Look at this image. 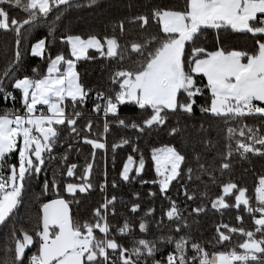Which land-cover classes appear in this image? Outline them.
<instances>
[{
    "label": "snow or ice",
    "instance_id": "obj_1",
    "mask_svg": "<svg viewBox=\"0 0 264 264\" xmlns=\"http://www.w3.org/2000/svg\"><path fill=\"white\" fill-rule=\"evenodd\" d=\"M96 0H88L92 6ZM5 5L8 7L6 8ZM73 6H80L78 0H0V30L15 33V49L12 60L0 70V99L5 102L16 100L15 92H20L21 108L0 111V227L8 223L23 202L25 185L28 179L44 170L46 160L51 158L54 146L58 142L61 126L90 145V160L84 165L82 173L77 175L79 165L71 163L61 175L76 182L63 184V191L75 197L77 192L86 193L93 188L91 176L96 164L97 150H107L106 140L110 132L109 116H117L119 106L131 103L147 113L140 122H127L118 119L121 128H131L143 133L145 129L167 126L169 114L177 112L194 114L197 97L205 92L209 94L207 106H201V112L223 118L226 127V139L234 141L226 145L227 152L222 155L221 171L230 168L229 158L238 153L242 158L251 153L264 156V0H184L182 8L157 6L148 14L135 17V23L145 28L152 19L160 27V35L145 38L143 42L133 41L121 45L115 35L103 37L97 34L87 36L66 34L60 42L68 46V52L53 55L49 47V36L56 31V23ZM20 8L26 18L17 19L10 15L9 8ZM50 16H54L49 20ZM47 22L49 35L30 44V55L42 58L46 62L44 73L36 75H18L22 53L20 47L25 31L31 32ZM124 31V22L118 25ZM205 29H214L251 34L255 43L250 51L217 47L208 50L198 46V36ZM219 43V37L217 38ZM191 46L190 51L187 46ZM94 50L101 57L123 62L126 57L136 54L139 59L133 69L118 68L110 77L114 88L108 91H96L92 111L103 114L102 132H94V121L89 118L83 129L77 127L83 108L91 89H86L76 70L77 62L82 59H94L89 51ZM204 83L201 84L200 78ZM71 105L72 111L68 112ZM246 117H258L260 123L249 125L232 123ZM179 122H177L178 124ZM202 127V126H201ZM179 126L169 129L168 135L181 133ZM210 143V141H205ZM125 145L132 147L122 162L119 179L130 183L142 176L148 160L139 145L131 138L121 137L110 147L113 152ZM69 148L72 146L69 145ZM79 151V149H77ZM16 154V162L8 160ZM63 161H67L65 155ZM149 159L155 174L154 179H140L141 184L157 186L159 194L169 201L164 216L175 224L177 233L188 226L177 201L168 196L173 182L184 177L194 180V169L188 164V156L174 144L151 147ZM192 159L200 172L211 175L209 168L200 163L201 154L193 150ZM104 182L99 185L101 192L107 188V171ZM199 176H195L198 181ZM215 182V181H213ZM119 185L112 181V187ZM221 193L211 201V208L217 211L233 208L238 224L243 225L245 217L239 214L241 206L251 217L252 229L221 223L216 226L214 247L223 246L232 240V234L238 233L243 241L226 250L209 252L200 242L187 235L173 238L160 237L174 245L173 250L161 259H156L159 251L158 240L139 238L133 241L131 248L117 239L132 232L133 224L124 220L116 227L108 216L115 215L117 197H105L103 203L93 210V219H74L70 212V201L60 195L61 185L55 179L45 180L44 190L56 191L57 196L41 205V214L33 229L17 228L13 222L10 228V244L0 257V264H24L26 251L38 244L37 251L29 258V264H264V175H259L254 187V199L247 187L239 186L229 180L222 183ZM187 200L196 199L181 184ZM157 193L149 191V196ZM207 196V193H203ZM139 199V193H134ZM234 197V203L228 198ZM139 203H133L130 211L140 210ZM206 211L205 206H197L192 213ZM154 208H149L145 216H151ZM159 223V222H158ZM141 233L149 230V221L138 222ZM99 233V234H98ZM209 243H212L209 241Z\"/></svg>",
    "mask_w": 264,
    "mask_h": 264
},
{
    "label": "trees",
    "instance_id": "obj_2",
    "mask_svg": "<svg viewBox=\"0 0 264 264\" xmlns=\"http://www.w3.org/2000/svg\"><path fill=\"white\" fill-rule=\"evenodd\" d=\"M80 6H73L64 11L61 19L56 23V31L49 36V47L53 55L58 52L67 54L68 46L60 42V37L66 34H79L87 36L89 34H97L101 37L108 35H115L119 38L121 45L130 44L133 41L143 42L145 38L160 35V27L156 20L152 19L150 23L141 28L139 23L133 22L135 17L139 15L148 14L151 9L157 6H167L171 8H182L184 0H96L92 6L88 5V0H78ZM7 8L8 6L5 5ZM10 15L23 20L26 14L16 7L8 9ZM54 16H50L49 20ZM124 22V31L119 30V23ZM49 29L47 22H42L39 27L33 29L31 32L25 31V38L22 41L20 51L22 53V60L20 67L17 70L18 75L27 74L29 76L36 75L32 72L33 68L38 70V73L45 72L46 62L42 58L33 57L30 53V44L48 36ZM219 37V43L217 38ZM14 38L15 33L12 31L5 32L0 30V70L7 66L12 60L14 53ZM198 46H203L208 50H215L217 47H224L231 50L250 51L254 46V39L251 34L232 32L221 30L217 32L214 29H205L197 38ZM190 51L191 46H187ZM89 56L94 59H82L77 62L76 70L80 75V81L86 89H91L92 93L87 99L83 108L77 106L76 110L83 113L81 119L78 120L77 127L83 129L89 118L94 121V132H102L103 130V116L92 113V108L95 100L96 91H108L115 87L110 81V77L118 68H135V62L139 57L136 54H131L126 57L123 62H118L115 59H107L101 57L98 52L94 50L89 51ZM201 84L205 81L203 77L200 78ZM16 100L12 102L20 106L19 91L15 92ZM209 94L205 92L202 96L197 97L196 105L194 106V114L189 116L184 113L177 112L169 114L167 126L158 128L145 129L143 133H139L135 129H125L117 125L118 119H125L127 122H140L142 117L147 113L139 109L138 106L126 103L119 106L117 116H109L110 132L106 136L109 148L105 150H97L96 164L92 171L91 183L93 188L86 193H79L75 197L68 195L63 191V184L67 182H76L74 179L69 180L61 173L66 171L67 165L76 163L79 165L77 175L82 173L84 165L91 158V146L82 143L75 134L71 133L67 127L61 126L60 138L51 154V158L46 160L44 170L38 174L30 177L25 185L23 195V202L15 216L0 227V257L5 254V248L10 244L9 235L10 228L15 222L17 228L23 227L26 229H33L36 226L37 219L40 215L41 205L53 198H56L55 190L49 188L47 192L44 190L45 180L49 183L55 179L60 183V195L70 201V212L74 219L84 220L93 219V210L103 203L105 197L115 195L117 197L116 203L111 207L115 208V215L111 213L108 216L109 222L113 225V234L116 227L122 225L124 220H129L133 224L132 232L127 236L117 235L120 243L126 247L131 248L133 241L139 238L148 240H158L160 237L172 236L178 238L179 236L187 235L195 242H200L207 247L209 252L226 250L238 243L242 242L244 237L238 233L232 234V240L225 242L223 246L215 245L217 236L216 226L221 223H228L232 226H243L252 229L253 225L251 217L244 212L243 206L239 210V214L245 217L243 225L237 223L235 217L238 214L237 210L223 209L220 211L211 208V201L221 193V185L224 182L232 180L239 186L247 187L249 195L254 199V187L257 177L264 172V156L247 154L242 158L238 153H234L229 158L230 168L221 171L220 164L222 155L227 152L226 145L233 144L234 141L226 139V127L223 118L211 116L201 112V106H207ZM68 112L72 111L69 104ZM5 108V103L0 99V111ZM20 108V107H19ZM177 122H179L177 124ZM240 123H247L255 125L260 123L258 117H246L240 121L232 123L231 126L238 127ZM173 126H179L182 131L179 135L170 136L168 131ZM202 126V127H201ZM264 133V129H262ZM121 137L131 138L137 143L140 149L144 152L148 163L142 176L130 183L120 181L119 172L122 167V162L126 156L132 152L130 145H125L118 148L115 152L111 150V145L118 142ZM210 141V143H205ZM163 144H174L183 153L188 156V164L196 169L194 173V180L188 181L185 176L180 182H173L169 189L168 196L177 201L183 216L188 221L187 227H182V231L177 233L175 231V224L178 221H169L164 216V211L169 207V201L164 199L158 192V188L152 184H141L140 179L151 180L154 179L155 174L152 168V163L149 159L150 148L159 147ZM72 147L69 148L68 146ZM79 149V151H77ZM201 154L200 163H204L211 175L200 172L196 162L192 159L193 150ZM67 155V161H63V157ZM9 163L16 162V154L8 160ZM107 171V188L105 192H101L99 182H104V172ZM195 176H199L198 181ZM116 180L119 185L117 188L112 187V181ZM215 181V182H213ZM181 184H184L189 193H195L196 199L189 201L184 195ZM149 191H154L155 196H149ZM207 196H203V193ZM134 193H139V199L134 196ZM229 203H234V197L228 198ZM133 203H139L141 208L138 212L132 213L130 211ZM197 206H205L206 211L200 214L192 213L191 210ZM149 208H154L155 212L151 216H145ZM141 219L149 221V230L141 233L138 229V222ZM159 222V223H158ZM99 234V233H98ZM211 241L212 243H209ZM174 245L168 244L165 241H159V251L156 254V259H161L166 256L168 252L173 250ZM37 251V245L32 246L26 251L24 264H29L30 256ZM150 264V262H149Z\"/></svg>",
    "mask_w": 264,
    "mask_h": 264
},
{
    "label": "built area",
    "instance_id": "obj_3",
    "mask_svg": "<svg viewBox=\"0 0 264 264\" xmlns=\"http://www.w3.org/2000/svg\"><path fill=\"white\" fill-rule=\"evenodd\" d=\"M2 101L5 103V108H4L3 111H7V110H9L10 108H13V107L19 109V106L16 105V104H13L12 102H5L3 99H2ZM69 107H70V106H68V108H69ZM92 109H93V108H92ZM92 113H93V114H96V113H94L93 111H92ZM99 115L103 116L102 113L99 114ZM262 175H264V172H263ZM101 183H102V182H99V185H100Z\"/></svg>",
    "mask_w": 264,
    "mask_h": 264
},
{
    "label": "water",
    "instance_id": "obj_4",
    "mask_svg": "<svg viewBox=\"0 0 264 264\" xmlns=\"http://www.w3.org/2000/svg\"><path fill=\"white\" fill-rule=\"evenodd\" d=\"M14 49H15V38H14ZM55 199V198H53ZM40 214H41V209H40ZM37 248H38V244H37Z\"/></svg>",
    "mask_w": 264,
    "mask_h": 264
},
{
    "label": "crops",
    "instance_id": "obj_5",
    "mask_svg": "<svg viewBox=\"0 0 264 264\" xmlns=\"http://www.w3.org/2000/svg\"><path fill=\"white\" fill-rule=\"evenodd\" d=\"M37 41V40H36ZM36 41H34L33 43H35ZM30 50V49H29ZM19 101H20V92H19ZM21 108V105L19 106ZM17 158V157H16Z\"/></svg>",
    "mask_w": 264,
    "mask_h": 264
},
{
    "label": "rangeland",
    "instance_id": "obj_6",
    "mask_svg": "<svg viewBox=\"0 0 264 264\" xmlns=\"http://www.w3.org/2000/svg\"><path fill=\"white\" fill-rule=\"evenodd\" d=\"M45 70H46V67H45ZM31 257V256H30Z\"/></svg>",
    "mask_w": 264,
    "mask_h": 264
}]
</instances>
